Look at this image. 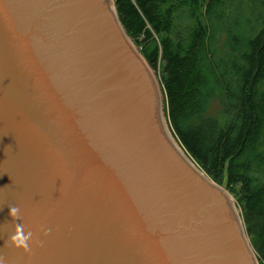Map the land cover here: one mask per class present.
I'll list each match as a JSON object with an SVG mask.
<instances>
[{
    "label": "water",
    "instance_id": "water-1",
    "mask_svg": "<svg viewBox=\"0 0 264 264\" xmlns=\"http://www.w3.org/2000/svg\"><path fill=\"white\" fill-rule=\"evenodd\" d=\"M0 258L259 264L229 193L169 131L112 0H0Z\"/></svg>",
    "mask_w": 264,
    "mask_h": 264
},
{
    "label": "trees",
    "instance_id": "trees-1",
    "mask_svg": "<svg viewBox=\"0 0 264 264\" xmlns=\"http://www.w3.org/2000/svg\"><path fill=\"white\" fill-rule=\"evenodd\" d=\"M112 1L133 45L159 70L171 134L238 199L264 264V0H250L256 25L244 32L249 0Z\"/></svg>",
    "mask_w": 264,
    "mask_h": 264
},
{
    "label": "clouds",
    "instance_id": "clouds-1",
    "mask_svg": "<svg viewBox=\"0 0 264 264\" xmlns=\"http://www.w3.org/2000/svg\"><path fill=\"white\" fill-rule=\"evenodd\" d=\"M9 215L12 221L21 219L20 209L15 206H10ZM33 233L25 230L23 223H17L14 229V234L11 236V243L16 248L23 249L25 251L30 250V241L32 240ZM0 264H4L2 258H0Z\"/></svg>",
    "mask_w": 264,
    "mask_h": 264
},
{
    "label": "rangeland",
    "instance_id": "rangeland-1",
    "mask_svg": "<svg viewBox=\"0 0 264 264\" xmlns=\"http://www.w3.org/2000/svg\"><path fill=\"white\" fill-rule=\"evenodd\" d=\"M246 2H247V6H246V16H247V19L249 20V22H247L248 21L247 20L245 23H243L241 25V31H243V32H244L245 29L250 30V28H252V27H254L256 25V22H255L256 15H257V7H256L257 5H256V2H253L252 3L250 0L249 1H246ZM155 74L157 76V79L159 80V70L156 71ZM231 198L233 199V201L235 203L237 212H238L239 216L241 217V221H242L243 220L242 219V209H241L242 208V205L238 202V199L237 198H233L232 196H231ZM242 223H243V221H242Z\"/></svg>",
    "mask_w": 264,
    "mask_h": 264
},
{
    "label": "bare ground",
    "instance_id": "bare-ground-1",
    "mask_svg": "<svg viewBox=\"0 0 264 264\" xmlns=\"http://www.w3.org/2000/svg\"><path fill=\"white\" fill-rule=\"evenodd\" d=\"M162 100H163V99H162ZM163 118L165 119V122H166L167 127H168V123H167L166 118H165L164 105H163ZM168 129H169V127H168ZM169 131H170V130H169Z\"/></svg>",
    "mask_w": 264,
    "mask_h": 264
}]
</instances>
